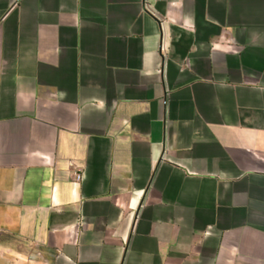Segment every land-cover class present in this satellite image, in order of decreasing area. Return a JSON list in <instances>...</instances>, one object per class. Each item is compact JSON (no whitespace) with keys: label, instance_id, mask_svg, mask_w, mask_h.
<instances>
[{"label":"crops","instance_id":"crops-1","mask_svg":"<svg viewBox=\"0 0 264 264\" xmlns=\"http://www.w3.org/2000/svg\"><path fill=\"white\" fill-rule=\"evenodd\" d=\"M0 264H264V0H0Z\"/></svg>","mask_w":264,"mask_h":264},{"label":"built area","instance_id":"built-area-1","mask_svg":"<svg viewBox=\"0 0 264 264\" xmlns=\"http://www.w3.org/2000/svg\"><path fill=\"white\" fill-rule=\"evenodd\" d=\"M80 180H81V174H78L77 175V182H80Z\"/></svg>","mask_w":264,"mask_h":264}]
</instances>
